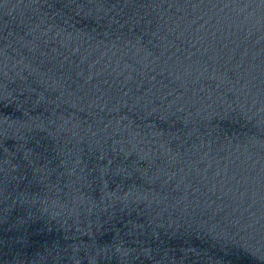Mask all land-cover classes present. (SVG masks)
I'll return each instance as SVG.
<instances>
[{"label": "water", "instance_id": "95a60500", "mask_svg": "<svg viewBox=\"0 0 264 264\" xmlns=\"http://www.w3.org/2000/svg\"><path fill=\"white\" fill-rule=\"evenodd\" d=\"M0 264H264V0H0Z\"/></svg>", "mask_w": 264, "mask_h": 264}]
</instances>
